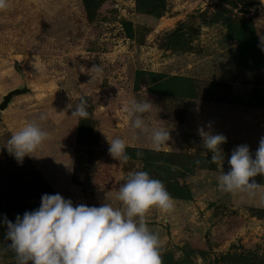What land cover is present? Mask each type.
I'll list each match as a JSON object with an SVG mask.
<instances>
[{"label":"rangeland","instance_id":"rangeland-1","mask_svg":"<svg viewBox=\"0 0 264 264\" xmlns=\"http://www.w3.org/2000/svg\"><path fill=\"white\" fill-rule=\"evenodd\" d=\"M7 5L0 10V102L23 84L33 92L0 110V221L38 208L45 193L74 206L120 207L125 178L144 170L174 202L169 213H146L162 264H264V176L251 178L259 186L253 197L217 187L232 150L247 144L254 156L264 137L261 0ZM85 90L89 116L80 120L71 114ZM133 99L153 104L143 116L149 130L169 129L160 150L150 132L132 130L124 109ZM31 121L49 136L18 164L4 145ZM201 129L227 138L222 165L203 149ZM117 136L128 145L127 162L108 154V139ZM5 231L0 225V264H15Z\"/></svg>","mask_w":264,"mask_h":264},{"label":"clouds","instance_id":"clouds-1","mask_svg":"<svg viewBox=\"0 0 264 264\" xmlns=\"http://www.w3.org/2000/svg\"><path fill=\"white\" fill-rule=\"evenodd\" d=\"M7 6V0H0V10ZM261 41L264 44V37ZM261 50L264 51V46ZM81 71L86 70L82 67ZM85 93L86 90L71 114L80 120L89 116ZM152 106L149 100L133 99L124 110L132 130L137 135L150 132L153 149L158 151L170 139V132L167 127L148 129L143 116ZM45 119L46 115L41 113L39 120ZM200 135L203 149L212 153L211 161L222 165L224 152L220 145L227 138L202 129ZM48 136L37 121H31L15 131L4 146L22 164ZM108 144V154L114 160L130 159L123 138L108 139ZM228 164L229 170L222 171L217 178L218 189L255 196L259 186L251 178L264 176V137L260 138L254 156L249 145L236 146ZM116 199L120 207H113L109 202L100 206H74L70 198L59 193L42 194L38 208L25 211L22 216L17 214L14 222L6 215L0 221V225L6 226L4 240L10 241L4 250L14 253L15 264H162L159 237L149 228L146 213L152 208L164 213L173 210L174 202L164 183L147 171H133L120 186Z\"/></svg>","mask_w":264,"mask_h":264},{"label":"water","instance_id":"water-1","mask_svg":"<svg viewBox=\"0 0 264 264\" xmlns=\"http://www.w3.org/2000/svg\"><path fill=\"white\" fill-rule=\"evenodd\" d=\"M21 72H22V70H21ZM23 77H24V75H23ZM29 92H33V90L27 84H23L20 87H15V88L8 90L2 96V101L0 102V110H5L8 107L9 103L12 101V98L14 96L26 94Z\"/></svg>","mask_w":264,"mask_h":264},{"label":"trees","instance_id":"trees-1","mask_svg":"<svg viewBox=\"0 0 264 264\" xmlns=\"http://www.w3.org/2000/svg\"><path fill=\"white\" fill-rule=\"evenodd\" d=\"M164 2V0H162Z\"/></svg>","mask_w":264,"mask_h":264}]
</instances>
